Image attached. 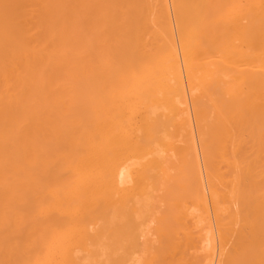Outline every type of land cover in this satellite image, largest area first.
I'll use <instances>...</instances> for the list:
<instances>
[{"label":"bare ground","instance_id":"1","mask_svg":"<svg viewBox=\"0 0 264 264\" xmlns=\"http://www.w3.org/2000/svg\"><path fill=\"white\" fill-rule=\"evenodd\" d=\"M0 264H264V0H0Z\"/></svg>","mask_w":264,"mask_h":264}]
</instances>
